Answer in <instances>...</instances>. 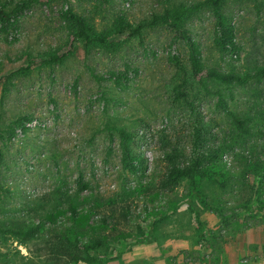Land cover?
I'll return each instance as SVG.
<instances>
[{"label":"rangeland","instance_id":"obj_1","mask_svg":"<svg viewBox=\"0 0 264 264\" xmlns=\"http://www.w3.org/2000/svg\"><path fill=\"white\" fill-rule=\"evenodd\" d=\"M188 1L197 0L73 5L104 30L122 12L138 23L152 11ZM61 7L27 10L8 35L10 42L0 33V226H40L37 239L0 235L2 264H76L71 254L85 256L77 240L101 242L93 264H264V77L230 90L210 83L224 90L237 114L251 118L253 133H239L215 98L203 99L208 142L195 153L193 131L169 92L168 29L146 30L144 44L132 39L116 53L87 54L80 47L62 65L40 66L5 84L28 55L46 53L65 39ZM226 11L242 47L238 58L224 57L213 45L209 11L187 24L205 63L241 74L264 70V0H230ZM127 66L123 90L95 77ZM24 117L29 120L9 140L7 130ZM113 126L135 133L133 150L145 158L137 174L122 167ZM173 150L182 154L183 166L200 160V168H191L206 175L195 176V187L189 178L178 184L168 178L166 157Z\"/></svg>","mask_w":264,"mask_h":264},{"label":"trees","instance_id":"obj_2","mask_svg":"<svg viewBox=\"0 0 264 264\" xmlns=\"http://www.w3.org/2000/svg\"><path fill=\"white\" fill-rule=\"evenodd\" d=\"M76 0H9L3 2L0 0V33L5 34V41L10 42L8 35L16 30L18 20L30 8L36 5H53L61 3L59 10V18L65 28V39L50 50L37 56L28 55L27 63L18 70L12 72L6 77L7 82L16 75H30L40 66L53 67L62 65L70 57L74 56L80 47L87 54L93 50H105L110 53H116L124 44L132 39H136L140 44L145 43V31L155 28H165L172 34L173 40L169 46L167 53V61L173 68L172 80L169 85L170 95L175 103L181 105L185 126L193 131L194 136V153L200 150L201 146H205L208 142L209 123L205 118L202 109L203 99L209 97L216 99V108L227 115L237 131L243 135H251L253 133L249 123L251 118L237 114L230 106L223 89H214L210 83H220L225 85L227 90L233 86H247L252 80L264 77V70L256 73L241 74L235 68L228 70H220L215 67L207 66L204 60L203 48L199 40L193 35L187 27L189 20L204 11H209L213 18L212 42L217 50L224 57L231 59L239 57L242 47L237 40V28L233 22V18L226 11V6L230 0H197L180 3L173 7L163 8L160 11H152L149 17L144 18L138 23H133L127 14L122 12L115 18V22L111 28L98 30L94 18L85 12H81L74 8L73 3ZM130 66L123 71H110L106 76L97 77L98 79H107L112 81L114 85L123 90L126 86L124 82L128 80ZM233 96V93L230 92ZM28 117L20 118L14 122V126H10L7 130L11 140L15 134V129L23 126ZM110 130H114L119 137L120 161L122 167L134 174L141 171L145 164L143 154H136L133 150V144L136 140L134 132L129 131L125 126H113ZM4 140V136L0 133V142ZM0 149V157H1ZM182 156L177 150H173L167 154L169 164L168 178L178 184L183 178H189L196 185L195 176L199 173L205 176V171L193 170V166L200 168V160L195 161V165L183 166L178 162ZM202 166V165H201ZM82 189L86 186L79 181ZM198 196L201 197L199 192ZM264 208V203L261 202ZM204 233V229H201ZM0 235L14 236L16 240L23 242L25 240L37 239L40 236L39 225L17 226L15 228L1 227ZM76 248L85 256L79 254H71L76 264L85 263L93 264L100 259L97 252L101 246V242L84 243L80 240L76 241ZM62 255L61 251L56 253ZM4 264H7L3 261ZM0 264L2 262L0 261Z\"/></svg>","mask_w":264,"mask_h":264}]
</instances>
